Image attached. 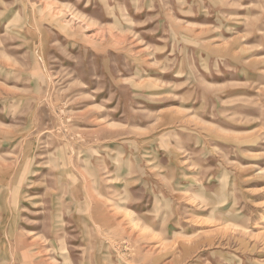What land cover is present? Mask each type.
Masks as SVG:
<instances>
[{
	"label": "rangeland",
	"instance_id": "1",
	"mask_svg": "<svg viewBox=\"0 0 264 264\" xmlns=\"http://www.w3.org/2000/svg\"><path fill=\"white\" fill-rule=\"evenodd\" d=\"M0 264H264V0H0Z\"/></svg>",
	"mask_w": 264,
	"mask_h": 264
}]
</instances>
